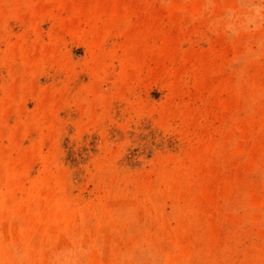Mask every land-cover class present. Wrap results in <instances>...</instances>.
Segmentation results:
<instances>
[{
	"label": "rangeland",
	"instance_id": "rangeland-1",
	"mask_svg": "<svg viewBox=\"0 0 264 264\" xmlns=\"http://www.w3.org/2000/svg\"><path fill=\"white\" fill-rule=\"evenodd\" d=\"M0 264H264V0H0Z\"/></svg>",
	"mask_w": 264,
	"mask_h": 264
}]
</instances>
